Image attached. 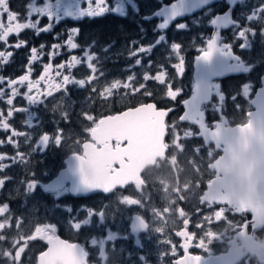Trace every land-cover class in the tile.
Masks as SVG:
<instances>
[{
	"label": "flooded vegetation",
	"instance_id": "af4514ba",
	"mask_svg": "<svg viewBox=\"0 0 264 264\" xmlns=\"http://www.w3.org/2000/svg\"><path fill=\"white\" fill-rule=\"evenodd\" d=\"M55 2L56 0H6L8 10L16 18L9 21L8 13L0 8V33L9 26L14 28L17 23H35L37 20L38 28L46 27L49 20L46 16L39 17L35 8L43 7L45 3L55 5ZM76 2L77 0H61L62 5ZM136 2L139 15H134L131 9H127L126 16L107 12L99 17H61L59 22H52L54 26L48 32L37 35L36 29H21L19 32H11L6 40L0 41V52L12 53L6 63L0 62V78H3L0 88L4 89L0 96V120H5L10 125L8 129L0 126V156L4 157L0 164L6 165L0 169V179L5 180L0 187V207L8 205L7 211L0 214V223L6 225L0 229V236L4 237L0 240V264H14L3 253L8 251L14 257L19 247L25 249L19 264H38L39 254L46 251L48 245L46 240L39 238L35 230L45 225L55 226L57 236L70 243L79 244L84 249L82 264H175L177 260L185 258V250L181 247L184 243L189 244L188 255L199 256L204 261H210V264H253V259L248 255L237 260L233 255L225 253L230 248L246 246L249 239L246 232L264 238V224L253 228L251 224L254 217L250 211H227L225 217H222L215 211L227 207L226 205L215 204L209 207L206 203L201 204L210 182L214 186H226L228 195L240 191L241 186L236 185L232 190L223 181L233 173L242 175L243 152L237 153L238 158L230 159L228 157L232 156V152L227 146L222 143L220 150H217L215 142L208 144L199 135L198 125L179 120L186 111L181 101L190 99L192 95L198 49L205 46V40L214 31L209 21L216 13H222L225 5L222 2L213 3L211 7L214 11L211 16L204 15L206 6L203 10L178 17L165 30L167 44L155 47L151 53H138L132 57L130 50L134 51L141 44L150 45L160 34L154 33L153 28L162 22V17H154L150 22L143 21L141 17L159 10L164 4L176 3V0ZM78 3L81 9H87L90 0H78ZM106 3L109 7H115L116 0H106ZM261 3L264 0H246L243 5L238 3L232 12V17L240 22V28L250 26L256 30L254 38L249 36L251 49L241 50L239 43L243 41H236L232 48L233 53L241 56L251 67V71L226 73L213 78V82L220 85L226 99L221 111L213 109V105L218 103L215 95L203 106L205 122L210 127L216 122L221 124L225 130L222 135L230 141L233 138L242 140L238 130L248 124L247 113L253 111L249 100L254 99L255 93L262 86L264 37H261L260 32L264 29V14L252 22L245 19ZM92 6L95 7L94 2ZM182 22L188 25L187 29L177 30L176 24ZM140 25H143L146 34L141 33ZM73 28L78 29L74 42L79 47L69 50L66 40ZM220 33L224 43H232L234 30L231 27L221 29ZM134 40L138 41L136 45L131 43ZM21 41L25 42L24 45L16 48L15 45ZM172 42L181 45L180 55L185 61L182 76H177L176 69L172 67L179 62L176 54L171 52ZM54 44H60L61 48L56 50L59 54L50 60L49 53L54 51ZM41 45L44 46L43 49ZM33 47L37 48L38 53L42 51L44 54L29 63ZM85 51L94 56L91 63L98 69L95 73L87 67ZM73 55L82 59L80 65L71 70L58 67L61 63L67 65ZM136 59L141 60L140 65L135 64ZM149 61L152 62L151 65ZM49 63L52 65L51 70L45 74L44 66ZM143 65H146V73L150 77L163 71L165 84L149 79L151 86L147 90L117 93V88L112 89L111 94L104 92L116 80H120L122 84L130 83L128 77L136 75L140 80L139 74ZM57 72L61 74L57 76ZM23 75H28L29 81L33 83L40 82L31 92L28 81L12 85L18 91L13 97L8 81H18ZM64 75H70L73 79H84L86 83L82 88L69 85L67 90L62 88L53 91L51 96L41 95L43 103L29 104L25 93L33 96L42 94L48 90L49 82L59 84ZM42 76L45 78L41 79ZM89 76L96 78L88 82ZM168 83L173 85V89H182L176 101H171L165 95ZM245 83L252 85L248 97L242 94V85ZM145 92H150L151 95H145ZM233 96L236 97L235 101ZM10 97L13 99L11 105L7 103ZM146 103H155L158 109L174 110L165 118L168 126L166 134L161 129L147 135L134 158L128 162L126 171L116 179L123 182L121 185L110 189L107 194L103 191L77 194L71 190V184L67 191L57 192L48 187L66 170L67 161L73 152L82 154V144L91 140L87 130L94 128V121L98 122L106 116L116 115ZM11 109L28 111H14L8 117ZM29 112L38 115L42 121L39 126H36L38 121L35 118L33 126L28 125ZM89 116L93 119H87ZM173 124L176 131L171 127ZM14 131L24 135L14 136ZM186 131H191L192 137L185 138V135H189ZM58 132L62 139L59 147L54 142ZM42 134L50 135L51 142L47 151H33ZM238 142L241 145L242 141ZM97 143L98 151L109 149L102 141ZM197 147L200 151L196 150ZM223 158L237 162L238 166L234 167L237 164H229ZM33 179L43 184L33 193H26L27 183ZM261 190H264V185L257 188L256 192L249 190L248 194H256ZM65 206L70 207L72 212H67ZM88 208L95 210L97 214L87 217ZM181 209L184 210L183 218ZM101 210L105 211L103 226L100 225L98 217ZM133 217L138 218V225H142L141 233L131 232ZM205 217L212 218L209 221ZM186 218L189 219L187 227L183 224V219ZM84 219H89L90 225L83 226L80 230L71 227V222L82 223ZM245 224L247 228H244ZM177 231H187L193 237L192 240L186 241L184 237L176 236ZM108 233L112 234V240L107 236ZM124 234L129 239L119 238ZM31 236L36 238L28 239ZM92 240H95V244ZM200 240L206 247L195 246ZM173 247L175 255L172 254Z\"/></svg>",
	"mask_w": 264,
	"mask_h": 264
},
{
	"label": "snow or ice",
	"instance_id": "6c2138e0",
	"mask_svg": "<svg viewBox=\"0 0 264 264\" xmlns=\"http://www.w3.org/2000/svg\"><path fill=\"white\" fill-rule=\"evenodd\" d=\"M42 2V0H41ZM94 2L95 7L92 6ZM222 2L225 5L224 11L222 13L218 12L214 15V18L210 19L209 24L214 29L213 33L209 38L205 40V46L198 49L199 55L195 57L196 61V79L192 87V95L190 99H185L181 101L183 107L186 111L179 117L181 122L189 121L194 125L199 127V135L208 144L215 142L217 150H220V146L223 143L225 146L230 144V140L222 135L224 129H222L221 124L214 123L213 126H209L205 122V110L204 105L210 102V98L215 95L218 98V103L213 105L215 111H221L223 102L226 97L220 90V85L213 82V78L220 77L226 73H249L251 67L246 64L241 56L233 53V44L236 41H243L239 43V48L241 50L251 49L252 44L249 36L254 38L256 36V30L250 26H245L240 28V22L232 17V12L234 7L240 3L245 4L246 0H176V3L170 5L164 4L159 8V10L144 15L141 19L145 22H150L154 17L163 18L162 22L155 25L153 32L160 34L155 38L154 42L148 46L140 45L134 51L130 50V56L135 57L138 53H151V51L161 44H167V36L165 30H167L172 22H174L178 17H183L187 13L195 12L197 9H205V16H211L213 9L211 5L213 3ZM0 8H3L5 12L8 13L9 21L14 20L16 17L8 10L6 0H0ZM54 9V10H53ZM127 9H131L134 15H139V6L136 0H116L115 7H109L106 0H90L89 7L87 9H81L79 7L78 0L75 4L67 3L62 5L61 0H56L55 5L51 3H45L43 7L35 8V13L39 14V17H47L49 24L44 28H38L39 20L35 23H17L14 28L9 26L5 31L0 33V41L6 40V37L13 31L19 32L21 29L33 28L36 29V34L39 35L40 32H48L52 29L53 21L59 22L61 17H72L74 19H79L81 17H99L107 12L118 13L121 16L127 15ZM264 14V3H261L258 7L254 8L249 14L245 16L247 22H252L258 17ZM199 24V21H197ZM188 25L186 23L176 24L177 30H185ZM232 28L234 30V38L232 43H224L221 36V29ZM236 29H239L236 31ZM140 31L146 34V30L143 25H140ZM78 34V29L73 28L70 30L68 38L66 40V45L69 50H75L79 47L78 43L74 42V35ZM261 37H264V29L260 32ZM203 38V37H202ZM55 39V37H54ZM25 42L21 41L15 45L16 48H20ZM95 43V42H93ZM133 45H136L138 41H132ZM264 43V40H262ZM41 45V49H43ZM54 49L53 52L49 53V59L58 53L61 48L60 44L52 45ZM170 49L172 53H175L179 62L173 64L172 67L176 69V75L182 76L184 73L185 61L183 56L180 55L181 45L176 42L170 44ZM107 51V49H105ZM44 53L41 51L38 53L37 48L33 47L31 49V57L29 63L40 58ZM12 53L0 52V58H2L3 63L8 61V58ZM84 57H86L88 63L87 67L95 73L98 69L96 65L91 63L94 59L93 54L85 51ZM82 59L73 55L67 65L61 63L58 67L63 69L67 67L69 70L80 65ZM149 61V65H151ZM136 65L141 64L140 59L135 60ZM45 74L51 70V63L44 66ZM61 73L57 72V76ZM45 77L42 76L41 79ZM95 76H89L87 78L88 82L94 80ZM143 79L148 81L153 79L158 81L160 84H165V73L163 71L158 72L155 76H149L148 73L144 74ZM134 80V76H129L128 81ZM28 81L29 92L32 88L39 84L40 81L33 83L29 81L28 75L20 76L17 80H9V87L17 83L23 84ZM3 82V78H0V83ZM86 81L84 79H73L70 75H64L63 80L59 84L48 83V90L42 94H37L35 96L25 93L26 98L30 105H36L43 103L41 100V95L51 96L53 91H59L62 88L67 90L69 85H78L81 88L84 87ZM261 84L259 91L255 93V99L249 100L250 105L255 107V111H248L247 118L252 120L254 123L259 124L264 127V77L261 78ZM121 87V82L116 80L113 82L109 88H105L104 92L111 94L112 89H117ZM124 88L131 87L130 83H124ZM140 88H144L141 84ZM140 89L133 88V91H139ZM252 90V85L250 83H245L242 85V94L245 97L249 96ZM4 89L0 88V96L3 95ZM182 89L175 88L173 85L168 83L166 90V97L171 101H176L177 97L181 94ZM18 91L15 87H12V96H16ZM103 95V93H102ZM145 95H151L150 92H145ZM232 99L235 101L236 97L233 96ZM9 105L13 103V99L10 97L7 101ZM239 107V105H237ZM173 108L158 109L155 103L140 104L137 107L129 108L116 115H109L98 122L94 121V128L88 129L90 133L91 140L84 142L82 144V154L73 152L72 156L68 159V167L64 172L60 173V176L53 181L48 187L54 189L55 191H67L69 184H71V190L77 193H92L95 191H104L106 194L110 191V187L104 186L102 181L111 177L112 179H117L122 175L126 169L128 162L134 158L136 152L142 146L145 138L149 133L158 132L161 129L166 134L165 123L166 116L172 112ZM14 111H28L27 109H11L8 112V117L13 115ZM222 117V116H221ZM38 121L36 126H39L42 121L36 113H28V125L33 126V119ZM87 119L92 120L91 116ZM0 126L4 129H8L10 125L5 120H0ZM175 131V124L171 126ZM189 135H185V138L192 137L191 131H186ZM178 135L179 133L176 132ZM13 135H24V133L13 132ZM98 141H102L109 146L108 150H99ZM11 143V139L9 140ZM51 142L49 134H42L39 137L36 148L33 151L45 152ZM55 145L59 147L61 145L62 139L61 134L58 132L55 136ZM200 151V148H196ZM19 155V154H18ZM23 157H21L22 159ZM4 157L0 156V160ZM88 163L89 169H85V163ZM6 165L0 164V169L5 168ZM104 169H107V176L104 174ZM5 183V180L0 179V187ZM43 183L38 182L33 179L27 183L25 189L26 193H33L38 187L41 188ZM243 192V186H241L239 192H233L232 195L226 193V186H214L211 182L207 185V192L202 198L201 204H207L209 207L215 204L226 205L227 207H221L219 210L215 211L220 213L222 217H225L227 211H237V212H247L250 211L253 214L254 220L251 224L255 228L258 224H264V190L258 191L254 197H250L245 200L239 197ZM87 206H82V208ZM107 208V206H105ZM8 209V205L5 204L0 207V214H3ZM65 210L69 213L72 212L70 207L65 206ZM105 211L101 210L98 212L99 223L103 226L105 222ZM96 211L88 208L87 217L91 218L96 215ZM184 210L181 209V216L183 218ZM212 217H205V219L211 220ZM138 218H132L131 232L141 233L142 225H138ZM183 224L185 227L189 225V219H183ZM90 225L89 219H84L81 222H71V227L76 230H80L83 226ZM5 223H0V229L5 228ZM200 227V225H197ZM247 228V224L244 225ZM36 233L39 234V238L46 240L48 245L47 250L39 254L38 264H82V258L85 257L84 249L76 243H70L64 239L57 236L56 228L53 225H45L43 228L37 227ZM107 236L112 240V234L108 233ZM176 236L184 237L186 241H191L192 236L187 231H177ZM36 236L28 237V239H35ZM120 239L127 240L129 236L127 234L120 235ZM150 238V237H149ZM4 239L0 236V240ZM95 240H92L93 244ZM168 243V241H165ZM197 248L206 247L202 240L195 245ZM181 247L185 250V258L177 260L175 264H210V261H204L199 256L188 255V243H184ZM25 251L24 247H19L15 251L14 257L11 253L5 251L3 256L9 257L13 260L14 264H19L21 261L22 253ZM172 254L175 255V248L172 249ZM221 259H226L221 257Z\"/></svg>",
	"mask_w": 264,
	"mask_h": 264
},
{
	"label": "water",
	"instance_id": "95a60500",
	"mask_svg": "<svg viewBox=\"0 0 264 264\" xmlns=\"http://www.w3.org/2000/svg\"><path fill=\"white\" fill-rule=\"evenodd\" d=\"M253 111H255L254 106H253ZM238 133L241 135L242 140L238 139L239 141H242L241 145L236 138H233L231 139L230 144L227 145V148L230 152H232V156L228 157L230 159L238 158L239 156L237 153L239 151L243 152L242 154L243 163L241 165L243 167L242 175L238 176L233 173V175L227 177L223 182L230 185L232 190L236 185L243 186V192L240 194L239 197H235V198H243L247 200L250 197L255 196V194L252 195L248 194L249 190H253L256 192L257 188L264 185V151L261 150L260 144H257V146L254 149L249 148V137L252 135H255L258 138V140L261 142V144H264V127H261L259 124L254 123L252 120H249L246 126H243L238 130ZM233 134L236 133L233 132ZM253 153L256 154L257 159L255 164L250 166L248 161L252 157ZM223 159L227 160V158H223ZM227 161L229 164H237L234 165V167L238 166L237 162L234 161L231 162L229 160ZM85 169L86 170L89 169V165L87 162L85 163ZM104 174L107 176L108 174L107 169H104ZM253 176H255L254 179ZM122 183L123 182L121 180L117 181L116 179H112L111 177L102 181V184L104 186L110 187V189L116 188ZM77 194H83V193H77Z\"/></svg>",
	"mask_w": 264,
	"mask_h": 264
},
{
	"label": "clouds",
	"instance_id": "9594fccd",
	"mask_svg": "<svg viewBox=\"0 0 264 264\" xmlns=\"http://www.w3.org/2000/svg\"><path fill=\"white\" fill-rule=\"evenodd\" d=\"M257 144H260L261 150L264 151V144L258 140L255 135L249 137V148L254 149ZM257 156L253 153L252 157L249 159L248 163L250 166L254 165L256 162ZM255 176H253V179ZM239 235V233H237ZM249 237L246 246L243 248L234 247L230 248L226 255L231 254L237 260L244 255H248L253 259V264H264V238L258 237L253 233H245Z\"/></svg>",
	"mask_w": 264,
	"mask_h": 264
},
{
	"label": "rangeland",
	"instance_id": "374dc122",
	"mask_svg": "<svg viewBox=\"0 0 264 264\" xmlns=\"http://www.w3.org/2000/svg\"><path fill=\"white\" fill-rule=\"evenodd\" d=\"M146 70H147L146 65H143V67H142V69H141V71H140V74H139V76H140V80H139V78L137 77V75L134 76V80L130 82L131 87H129V88H124L122 82L119 80V81L121 82V85H122V86L119 87V88L117 89V93L134 92L132 87L137 88V89H140L141 91H143V90H147V89H148V86H151V85H149L148 81H145V80L143 79L144 74L146 73ZM112 83H113V82H112ZM141 84L144 85V88H140V85H141ZM135 92H136V91H135Z\"/></svg>",
	"mask_w": 264,
	"mask_h": 264
}]
</instances>
